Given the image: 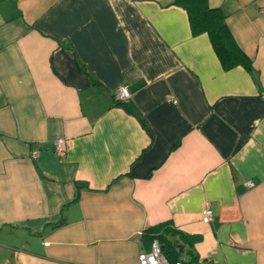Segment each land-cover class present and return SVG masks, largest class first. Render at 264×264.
Returning a JSON list of instances; mask_svg holds the SVG:
<instances>
[{
	"label": "crops",
	"instance_id": "1",
	"mask_svg": "<svg viewBox=\"0 0 264 264\" xmlns=\"http://www.w3.org/2000/svg\"><path fill=\"white\" fill-rule=\"evenodd\" d=\"M172 1L0 0V264H264V0H207L251 71Z\"/></svg>",
	"mask_w": 264,
	"mask_h": 264
},
{
	"label": "trees",
	"instance_id": "2",
	"mask_svg": "<svg viewBox=\"0 0 264 264\" xmlns=\"http://www.w3.org/2000/svg\"><path fill=\"white\" fill-rule=\"evenodd\" d=\"M172 3L186 10L193 34L206 32L209 35L224 69L241 65L248 71L252 70L251 59L237 45L220 9L210 7L207 0H173ZM143 237L147 243L154 238L158 239L162 253L170 261L184 259L196 262L195 257L187 259L183 257V253L192 255V246L200 236L178 229L171 221H162L147 227Z\"/></svg>",
	"mask_w": 264,
	"mask_h": 264
},
{
	"label": "built area",
	"instance_id": "3",
	"mask_svg": "<svg viewBox=\"0 0 264 264\" xmlns=\"http://www.w3.org/2000/svg\"><path fill=\"white\" fill-rule=\"evenodd\" d=\"M130 97V91L126 86H120L116 91V99L119 101H126ZM62 137L55 139V151L58 153L62 152ZM37 154L36 150L32 151V156L35 157ZM247 185H251L250 182H247ZM212 217V210L207 206L202 213V220L207 222ZM138 264H223L219 260H206V261H196L188 262L187 260L180 259L177 261L168 260L162 253V246L158 239H153L149 245V248L142 250L138 253Z\"/></svg>",
	"mask_w": 264,
	"mask_h": 264
}]
</instances>
